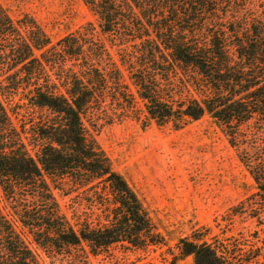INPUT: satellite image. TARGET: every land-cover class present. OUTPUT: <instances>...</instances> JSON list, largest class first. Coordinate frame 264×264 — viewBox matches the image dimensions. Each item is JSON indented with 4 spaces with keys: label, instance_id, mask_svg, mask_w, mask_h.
<instances>
[{
    "label": "trees",
    "instance_id": "obj_1",
    "mask_svg": "<svg viewBox=\"0 0 264 264\" xmlns=\"http://www.w3.org/2000/svg\"><path fill=\"white\" fill-rule=\"evenodd\" d=\"M81 1L117 48L114 55L89 25L53 45L33 19L15 24L0 5V73L17 74L5 76L0 95L12 102L22 91L20 114L14 112L19 128L0 101V190L32 242L47 254L86 247L97 257L117 244L143 249L163 241L87 136L83 119L108 113L107 101L119 107L114 116L142 114L158 127L181 128L209 115L243 152L264 209V19L253 0ZM253 120L259 128L244 129ZM54 189L80 196L95 190L89 209L100 206L104 220L75 211L69 217ZM255 235L222 239L196 264H264V235ZM181 243V258L196 245ZM0 264H40L1 212Z\"/></svg>",
    "mask_w": 264,
    "mask_h": 264
},
{
    "label": "rangeland",
    "instance_id": "obj_2",
    "mask_svg": "<svg viewBox=\"0 0 264 264\" xmlns=\"http://www.w3.org/2000/svg\"><path fill=\"white\" fill-rule=\"evenodd\" d=\"M253 2L256 17L264 19V0ZM0 5L15 24L25 18L33 19L53 45L89 25L94 38L112 55L117 50L101 34L97 18L81 0H0ZM4 73H0V86L8 85L5 76L15 74L8 70ZM125 82L130 92L135 93L129 81ZM21 96L19 90L12 103L0 95L17 128L21 126V110L15 104ZM106 103L108 113L103 111L93 119H83L87 136L136 195L163 241L143 249L117 244L97 257L86 255V247L47 254L32 242L0 190V212L40 264H196L202 250L222 239L252 232L263 237L264 209L258 205L255 183L241 162L243 152L230 146L223 128L209 115L189 121L181 128L171 124L158 127L142 114L139 120L133 114L114 116L113 110L119 107L111 106L110 101ZM138 106L142 105L138 102ZM15 111L19 114L15 115ZM257 124L253 120L244 129L254 131L259 128ZM94 192L87 190L80 196L77 192L64 195L58 189L53 190L57 203L69 217L75 211L81 219L96 223L104 220L105 213L100 206L93 211L89 209ZM181 242L196 244L192 253L182 258Z\"/></svg>",
    "mask_w": 264,
    "mask_h": 264
}]
</instances>
